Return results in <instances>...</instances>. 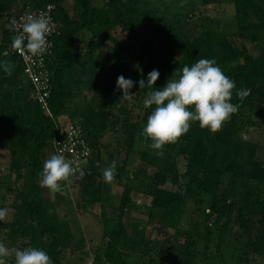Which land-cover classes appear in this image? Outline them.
<instances>
[{"label":"trees","instance_id":"1","mask_svg":"<svg viewBox=\"0 0 264 264\" xmlns=\"http://www.w3.org/2000/svg\"><path fill=\"white\" fill-rule=\"evenodd\" d=\"M166 2L167 0H103V4L99 5L97 0H74L75 8L72 12L65 0L38 1L37 7L53 5L54 19L60 26L59 34L54 37V54L48 61L52 86L48 101L52 116L30 98L31 85L27 84L24 77V61L11 47L14 32L10 27L3 31L0 61L10 59L15 63V69L11 75H7L0 68V143L9 146L14 158L11 170L16 173L15 181L19 182L26 177V169L30 175L28 185L25 186L23 182L22 186L9 187V191L15 192L12 207L21 228L19 234L30 237L33 247L45 250L53 264H61L62 248L67 242L57 224L56 206L43 196L39 184L43 168L42 155L57 130L64 128L61 125L60 128L56 118L67 113L72 97L70 86L75 82L74 70L78 66L87 67L82 61L83 49L79 45V38L84 32L91 34L87 49L91 50L94 44H101L106 40L113 45L119 62L112 64L110 74L113 84L110 89L116 101L123 94L117 89V78L120 75L136 82L131 91L143 99L149 89H140L138 81H146L152 70L156 69L160 73L154 87L163 88L176 70L179 73L183 66H191L198 59H215L224 73L235 81L237 90H251L239 111L223 126L222 131L212 133L201 129L198 122H193L190 131L178 142L164 147L163 156L157 155L156 150L144 152V161L152 168L147 173L149 179L140 183V188L152 198L153 216L160 211L165 222L172 221L174 215L178 216L176 206L191 191L210 198L207 223L211 219L218 221L225 215L220 227L221 235L236 222L233 214L237 215V220L244 227L249 225L252 218L257 217L256 239L250 243L251 250L243 253L245 257L249 254L264 257V164L257 158L258 144L241 134V127L246 125L244 116L247 113L264 115V45L260 53L254 55L248 49L236 47L221 29L198 25L195 31L194 27L190 28L191 33L183 20H172L165 13L159 12V7ZM233 2L238 35L259 45L264 32V0ZM12 4L13 0H0V23L8 15ZM116 27L129 34L131 45L128 48L124 41L112 34ZM132 51L138 59V63L134 65L126 61L127 53ZM96 74L97 70L94 68H86L85 73L79 72L78 81L87 77L91 82ZM19 83L24 84V87L19 89ZM15 87L18 92L25 90L29 99L25 100L24 95H21L22 98L15 93ZM13 102H17L16 105L8 107ZM232 102L240 103L235 93ZM108 107L109 102L101 104L97 101L82 121H73L82 125L93 148L99 146L102 134L108 128ZM151 111L152 109H145L143 106L142 116L129 124L130 130H126L127 157L138 133H141L139 137L143 136ZM248 119L252 120L250 116ZM180 156L185 159L184 174L187 184L184 192L163 186L168 173L177 171ZM94 159V156L90 159L91 172L81 179H89L98 172ZM127 163L128 160L125 159L121 171L126 169ZM226 180L228 183H225ZM237 188L241 192L236 193ZM132 190L131 185H126L123 190L119 205V227L111 231L107 242L106 259L115 264H128L125 257L117 256V251L120 241L128 237L123 216L132 202ZM21 218L30 219L36 225L32 228L23 227L25 221ZM137 239V236L133 237L130 243L135 246L142 243V251L151 254L153 249L149 248L146 241ZM189 243L194 250L192 254L197 249L196 239L192 237ZM170 250L166 247L159 253H170ZM171 258L172 255L170 257L168 254L166 264H173ZM183 258L185 264L194 262L192 257ZM243 261L244 256L240 264Z\"/></svg>","mask_w":264,"mask_h":264},{"label":"rangeland","instance_id":"2","mask_svg":"<svg viewBox=\"0 0 264 264\" xmlns=\"http://www.w3.org/2000/svg\"><path fill=\"white\" fill-rule=\"evenodd\" d=\"M38 1L40 0H13L8 15L1 20L0 39L3 37V31L10 27L12 16L17 12L36 8ZM65 3L73 12L74 0H65ZM97 3L102 5L103 0H97ZM159 12L165 13L172 20H183L189 29L194 27V31L198 25L221 29L228 34L236 47L248 49L254 55H258L264 45V32L261 34L259 45L238 35L233 0H167L159 7ZM190 32L192 33L191 29ZM112 34L124 41L126 48L131 45L129 34L120 27H116ZM90 41L89 32L81 34L79 45L83 49L82 61L87 67L78 66L74 70L75 82L70 86L72 97L69 100L67 113L57 117L56 121L62 127L73 121H82L89 109L95 107L97 101L101 104L105 101L109 102L108 128L102 134L99 146L93 148L98 172L86 180H72L64 185L60 192L54 193L41 187L43 196L56 206L57 224L67 242L62 248L61 264H115L106 259L107 242L111 231L119 227V205L126 185L133 187L132 202L127 206L123 216L128 237L120 241L117 256L125 257L128 264H166L168 254L170 257L172 255L173 264H185L184 256L186 259L192 257L194 260L192 264H240L243 256V264H264V257L250 254L245 257L243 253L245 250H251L250 243L256 239L257 217L252 218L249 225L244 227L237 220V215L233 214L236 222L224 235H221L220 227L226 218L225 215H222L223 217L218 221L211 219L207 223L210 198L194 191V194L191 191L190 195L185 196L178 203L176 206L178 216L174 215L172 221L165 222L160 211L153 216L152 198L140 188V183L149 179L147 173H150L152 168L146 165L143 154L146 151H154L150 147L151 141L145 136L139 137L141 133H138L133 149L127 157L126 130H130L129 124L132 121L142 116L143 99L132 91L135 96L134 102L130 104L126 102L121 105L114 99L110 89L113 84L110 72L112 64L119 62V58L115 55L111 42L106 40L101 44H94L90 50L87 49ZM126 57L128 64L138 63L133 51L127 53ZM86 68L97 70L96 77L91 82L87 77L79 82V72L85 73ZM23 85L19 83L18 88H23ZM18 88L13 89L15 93L24 95L25 100L29 99L26 91L18 92ZM16 103L13 102L8 107H14ZM249 116L252 120L248 119ZM244 121L246 125L241 127V134L258 144L257 158L264 164V115L247 113ZM52 154L54 152L49 143L43 150V162ZM125 159L128 160L127 167L121 171ZM13 160L9 146L0 143V208L8 209L6 220L0 221V242L8 247L23 249L33 246L30 237L19 234L21 228L12 207L15 192L9 191V187L22 186L23 182L25 186L28 185L30 175L29 170L26 169V177L16 182V173L11 170ZM113 160L117 162L116 178L113 183L108 184L104 181L103 172ZM178 160L177 171L168 173L163 186L166 189L184 192L187 184V177L184 174L185 159L180 156ZM225 183H228V180ZM235 192L241 190L237 188ZM22 219L25 221L23 227L32 228L36 225L30 219ZM135 236L137 240L146 241L149 248L153 249L151 254L142 251V243L136 246L130 243ZM192 237L196 239L197 249L191 254L194 251L189 243ZM219 243L220 247H218ZM166 247L171 249L170 253L160 254L159 251ZM9 264H14V260H10Z\"/></svg>","mask_w":264,"mask_h":264},{"label":"clouds","instance_id":"3","mask_svg":"<svg viewBox=\"0 0 264 264\" xmlns=\"http://www.w3.org/2000/svg\"><path fill=\"white\" fill-rule=\"evenodd\" d=\"M10 28L15 33L11 39V47L17 52L42 57L50 48L49 36L53 32V23L46 12H25L19 18L10 20ZM0 68L7 75L15 69V63L10 59L0 61ZM159 71L154 69L147 75V80L138 81L139 88L149 91L143 98L145 109H152L147 117L142 135L151 141L150 147L156 154L163 156L166 145L178 142L186 135L193 122H198L201 129L212 133L223 130V126L235 115L251 90L241 88L237 90L236 83L228 77L218 66L215 59H198L191 66L185 65L176 70L163 88L154 85L159 79ZM134 81L123 75L117 78V89L123 95L119 102H134L131 89ZM240 103H233V94ZM117 162L113 160L104 169L103 178L108 184L116 178ZM82 177L83 173L77 162L63 155L58 149L43 162L39 184L51 192H60L62 187L74 178ZM8 209L0 208V221L7 218ZM53 264L49 254L39 247H8L0 242V264Z\"/></svg>","mask_w":264,"mask_h":264},{"label":"built area","instance_id":"4","mask_svg":"<svg viewBox=\"0 0 264 264\" xmlns=\"http://www.w3.org/2000/svg\"><path fill=\"white\" fill-rule=\"evenodd\" d=\"M46 12L51 18L53 23V32L49 36L50 48L47 54L42 57H33L31 54L25 52L21 54L24 61V77L27 84L30 83V98L37 101L41 108L49 115L52 116V112L49 106L48 98L51 94V72L49 69V58L54 54V37L59 34L60 26L55 21L53 16V5L47 4L45 6H39L32 10L20 11L15 13L12 18H19L25 12ZM15 34V33H14ZM51 148L56 153L58 149L63 150V155L68 159H73L77 162V166L82 171V177L91 172L90 159L93 156V147L88 139L82 125L78 122H70L65 129L57 130L56 135L51 140ZM79 178L82 177L77 174Z\"/></svg>","mask_w":264,"mask_h":264},{"label":"crops","instance_id":"5","mask_svg":"<svg viewBox=\"0 0 264 264\" xmlns=\"http://www.w3.org/2000/svg\"><path fill=\"white\" fill-rule=\"evenodd\" d=\"M69 124V123H68ZM66 126H67V124H66ZM66 126L63 128V129H65L66 128Z\"/></svg>","mask_w":264,"mask_h":264}]
</instances>
